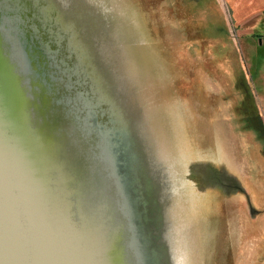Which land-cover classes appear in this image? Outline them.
I'll list each match as a JSON object with an SVG mask.
<instances>
[{"label": "water", "instance_id": "water-1", "mask_svg": "<svg viewBox=\"0 0 264 264\" xmlns=\"http://www.w3.org/2000/svg\"><path fill=\"white\" fill-rule=\"evenodd\" d=\"M97 15L86 0H0V264H176L169 201L184 182Z\"/></svg>", "mask_w": 264, "mask_h": 264}, {"label": "rangeland", "instance_id": "rangeland-1", "mask_svg": "<svg viewBox=\"0 0 264 264\" xmlns=\"http://www.w3.org/2000/svg\"><path fill=\"white\" fill-rule=\"evenodd\" d=\"M86 2L106 24L103 47L128 78L155 153L184 182L169 201L176 264H264V137L260 119L250 121L264 0ZM197 163L229 179L188 177Z\"/></svg>", "mask_w": 264, "mask_h": 264}, {"label": "crops", "instance_id": "crops-1", "mask_svg": "<svg viewBox=\"0 0 264 264\" xmlns=\"http://www.w3.org/2000/svg\"><path fill=\"white\" fill-rule=\"evenodd\" d=\"M261 65H258L257 68H260ZM258 78H257V88L255 87V102H256V107L253 108H257V112L258 114L253 113L252 116L255 115L256 119L258 116H260V122H262V124L264 125V68L263 70L261 69V71L258 73ZM253 218V217H252ZM257 218V217H256ZM256 218H253V220H256ZM261 246L260 247L258 245V248L256 249V258L260 252V250L263 249L264 251V238L262 239L261 242ZM254 264H258V262L254 263Z\"/></svg>", "mask_w": 264, "mask_h": 264}, {"label": "flooded vegetation", "instance_id": "flooded-vegetation-1", "mask_svg": "<svg viewBox=\"0 0 264 264\" xmlns=\"http://www.w3.org/2000/svg\"><path fill=\"white\" fill-rule=\"evenodd\" d=\"M217 173H218V174H216L214 171L210 173V175H211V180H210V181H212V180L215 179V182H219V180H221V181L224 182V179H229V178H228L227 176H225V175H221L222 178L219 179V178H218L219 172H217ZM221 176H219V177H221ZM217 178H218V179H217ZM237 187H238V188H241V186H239V185H237Z\"/></svg>", "mask_w": 264, "mask_h": 264}, {"label": "trees", "instance_id": "trees-1", "mask_svg": "<svg viewBox=\"0 0 264 264\" xmlns=\"http://www.w3.org/2000/svg\"><path fill=\"white\" fill-rule=\"evenodd\" d=\"M250 118H251L250 119L251 123H252V121L256 120L254 118V116L250 117ZM258 118L261 119L260 116H258ZM256 129H257V131H259L261 133L262 137H264V125L262 124V122H260V126L257 127ZM262 153L264 154V149H263Z\"/></svg>", "mask_w": 264, "mask_h": 264}, {"label": "bare ground", "instance_id": "bare-ground-1", "mask_svg": "<svg viewBox=\"0 0 264 264\" xmlns=\"http://www.w3.org/2000/svg\"><path fill=\"white\" fill-rule=\"evenodd\" d=\"M208 133V132H207ZM209 134V133H208ZM205 135V134H204ZM220 135H221V133H220ZM197 148V147H196ZM198 149V148H197ZM197 151V150H196ZM218 213H220V212H218Z\"/></svg>", "mask_w": 264, "mask_h": 264}]
</instances>
